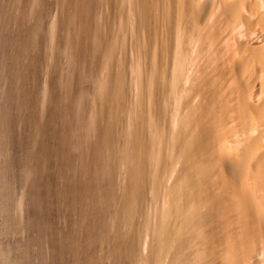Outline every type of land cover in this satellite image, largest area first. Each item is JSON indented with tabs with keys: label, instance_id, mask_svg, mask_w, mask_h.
Instances as JSON below:
<instances>
[{
	"label": "bare ground",
	"instance_id": "obj_1",
	"mask_svg": "<svg viewBox=\"0 0 264 264\" xmlns=\"http://www.w3.org/2000/svg\"><path fill=\"white\" fill-rule=\"evenodd\" d=\"M102 1L90 16L86 0H57L49 28L44 0L28 10V39L37 50L46 34L50 60L72 27L97 37L92 53L103 59L83 68V88L74 69L62 72V99L50 63L40 115L54 112L50 123L63 130L52 134L57 170L43 175L39 94L36 83L24 88L25 13L22 1L0 0V264H53L56 178L69 211L89 219L86 237L100 230L128 264H262L264 0H238V9L231 0ZM77 52L68 60L81 70Z\"/></svg>",
	"mask_w": 264,
	"mask_h": 264
},
{
	"label": "rangeland",
	"instance_id": "obj_2",
	"mask_svg": "<svg viewBox=\"0 0 264 264\" xmlns=\"http://www.w3.org/2000/svg\"><path fill=\"white\" fill-rule=\"evenodd\" d=\"M9 1H14L15 2V0H9ZM20 1H22V3H21V5H23V7L21 6V9L23 10L22 12L23 13H25V18H27V19H25L24 18V22L26 23V24H28L29 26H27L25 23V25H24V30H25V33L24 34H26V35H24L25 36V47H26V53H25V55H24V57H23V63H24V74L28 77V79H30V80H28L27 79V77H25L26 79H25V82L26 81H28V82H26V84H24L25 86H24V88H25V90L26 91H28V88H30V87H32V90H31V88H30V90H31V92L33 91V84H35L36 83V86H37V88H36V86L34 87V88H36L37 89V91L34 89V94H36V93H38V94H36V95H38V96H36V97H39V98H37V99H39L38 100V108H39V111H41V112H39V129H40V136H41V139H40V144L42 145V147L44 146V148L47 150H45L46 151V154L43 152V153H41V155H40V160H39V165H40V171H41V174H45V172H47L46 173V175L49 173L48 172V170H50V173L51 172H55L56 170H57V166H58V163H57V160H55V158L52 156L53 154H54V151H55V148L57 147V138L55 137H52V134L54 133V132H57V129L60 127L61 129L60 130H63V128H62V126H60L59 125V127H58V125H56L55 126V128H54V125H52L50 122H51V120L53 119V115H54V112H53V115H51L50 114V116H49V113L46 115V117L48 118V121H47V118L46 117H43V116H41L40 115V113L42 114V88L41 87H39V86H42L43 87V85H44V83H46V81H45V77L47 76V74H48V70H49V68H50V63H51V65H52V62H54L53 64V68L55 67V70L53 71V73L56 71V70H58V77H57V72L56 73H54V75H53V87H56V88H53V92L54 93H56V95H58V96H60V98L62 99V98H64L63 96H64V92L67 90V87H66V83H67V81H62L61 83H58V82H60L59 81V78L61 77V76H63V74H64V76L66 77L67 75H68V70L71 72L70 73V76L72 75V73L74 74V70H75V72L77 73V75H81L80 77L79 76H77L78 77V79H80L82 82H81V84H79V87L80 86H84L85 85V79L84 78H86L85 76H82L83 75V73H81V72H83V68H85V71H87L88 70V66H89V68H93V65H92V63L94 62V61H96V59L98 60V58H96L97 56H96V54L94 55L93 53L95 52V48H96V45L95 44H97V37L95 36V35H93L92 36V39H91V37H88L87 38V35H85V33H81V35L79 34V28L76 30V28H74V27H72L71 28V31L69 30L68 31V33L66 34L65 32H63L62 31V35H61V39H62V49L63 50H61V51H63L64 53H62V52H60V54H59V56H57V58L59 59H57V58H54V61H53V59L52 60H50L52 57L50 56V54H48L49 53V51H50V49H49V47H50V38L49 37H47L46 36V34H43V40L44 41H42V44H44L43 46H40L39 47V49L37 48V50H36V48H34L35 47V45L33 46L32 45V43L34 44V42L32 41V43L30 42V40L28 39V34H29V32L31 33V31L34 29L33 28V24H35V22L34 23H32L31 21H29L28 19V17H29V14L31 13H28V10H30L31 11V9H33L32 7H33V5H34V0H20ZM30 1V2H29ZM57 0H52L50 3H49V1L48 0H44V6L48 9V12H47V9L45 10V7L42 5V9H43V16L45 17H43V18H41L43 21V23H45L46 22V24H47V22H49V20H51V16L53 15V11H55L54 12V14L56 13V12H59V7L60 6H58V4H57V2H56ZM63 3H64V1L63 0H61ZM93 1V2H92ZM100 2V4H99V2ZM232 2H230L231 3V5L233 6V4H234V7L235 8H239V7H241L240 5L242 4L241 3V0H239L240 1V5L238 4L239 2H238V0H231ZM233 1H235V2H233ZM236 1L238 2V3H236ZM10 2V4H9V6H11L12 7V3ZM14 2H13V4H14ZM96 2L98 3V5L96 4ZM103 1L102 0H86V3L88 4V6H87V8L89 9V11H88V14H86V15H93L94 13L93 12H95V11H99V9H98V7L99 8H104V6L102 5L103 3H102ZM47 3V4H46ZM53 3V4H52ZM102 3V4H101ZM97 5V6H96ZM100 5V6H99ZM102 5V6H101ZM239 5V6H238ZM238 6V7H237ZM234 7H232V8H234ZM25 8V9H24ZM31 8V9H30ZM97 9V10H96ZM27 12H26V11ZM87 11V10H86ZM86 11H85V13H86ZM50 12V13H49ZM99 14V13H98ZM95 15L96 16V18L95 19H97V21H98V23H100L101 24V22H99V20H98V18L97 17H99L100 18V14L99 15ZM51 15V16H50ZM48 18H47V17ZM50 16V17H49ZM50 18V19H49ZM46 19H49V20H47V21H45ZM26 20H28L29 22H31V23H29L28 21L26 22ZM45 21V22H44ZM96 20L95 21H93L92 23V25H94V23L95 22H97ZM112 23V22H111ZM97 23H95V25H96ZM30 25H32V28H30L31 26ZM43 25V24H42ZM45 25V24H44ZM48 25V28H49V24H47ZM93 26V28L95 27H97L98 26V24H97V26ZM110 25H112V24H110ZM46 26V25H45ZM74 26V25H73ZM26 27V28H25ZM35 27V26H34ZM100 27V26H99ZM99 27H97L96 29H94L95 31H93L94 33L97 31V32H100V28ZM29 28V29H28ZM103 28H104V25H103ZM29 30V31H28ZM48 29H46V31H47ZM81 30V29H80ZM45 31V32H46ZM73 31V32H72ZM76 31V32H75ZM103 31V30H102ZM44 32V33H45ZM82 32V31H81ZM70 33H72V34H70ZM75 34V35H74ZM72 36V38H70ZM76 36H84V37H86L85 38V43H87V44H81V43H79L78 42V40H77V38L78 37H76ZM94 36H95V38L96 39H94ZM46 37V38H45ZM76 37V38H75ZM48 38V39H47ZM90 38V39H89ZM69 39H70V42H69ZM72 39H73V41H72ZM75 39V40H74ZM88 39V40H87ZM94 39V40H93ZM92 40V41H91ZM96 40V41H95ZM47 41V42H46ZM48 41H49V43H48ZM72 41V42H71ZM77 41V42H76ZM73 42H76L75 44L73 43ZM88 42H92L91 44H93L92 46H95L94 48L92 47V46H90L89 44H88ZM69 43V44H68ZM95 43V44H94ZM49 44V45H48ZM84 46L83 48H86L87 46H85V45H88V53H87V50L86 49H80L82 46ZM47 45H48V47H47ZM70 45H71V47H70ZM75 45V46H74ZM78 45H79V47H78ZM72 46H74L75 48H76V50H73V49H75L74 47L72 48ZM42 47V48H41ZM44 47H46V48H44ZM78 47V48H77ZM33 48L35 49V51H36V53H37V56H39L40 58H42V60L40 59L38 62H39V64L38 63H35V64H31V60L29 59V56H28V54L30 55V53L31 54H33V52H34V50H33ZM43 48H44V50H47L46 52L43 50ZM48 48V49H47ZM73 50V52H76V51H78L77 52V54H79V52H82L81 53V55H85V56H82V61L81 62H83L82 63V67H81V70H79L78 68V70L74 67V65H73V67H70V66H72V64L70 65L69 64V60H68V58H69V52L70 53H73V52H71L72 50ZM92 48V49H91ZM77 49H80L81 51H79V50H77ZM42 50V51H41ZM86 51V54H84V52ZM30 51V52H29ZM39 51V52H38ZM40 51H41V53H40ZM68 53H67V52ZM84 51V52H83ZM89 51H90V53H89ZM92 51H93V53H92ZM36 53H34V54H36ZM40 53V54H39ZM44 53V54H43ZM66 53V54H65ZM63 54V55H62ZM76 54V53H75ZM46 55H48V56H46ZM36 56V57H37ZM50 56V57H49ZM62 56V57H61ZM91 56H93V57H91ZM35 57V58H36ZM44 57H49V58H45L44 59ZM61 57V58H60ZM85 57V58H84ZM95 57V58H94ZM62 58H64V59H62ZM94 58V59H93ZM49 59V60H48ZM67 59V60H66ZM83 59H84V61H83ZM93 60V61H92ZM99 60H100V62L103 60V59H101L100 57H99ZM99 60H98V62H99ZM49 63H48V62ZM60 61H62V62H60ZM68 61V62H67ZM43 62H46L45 64L43 63ZM58 62V63H57ZM42 63L45 65H42ZM64 63V64H63ZM102 63V62H101ZM41 64V65H40ZM58 64V65H57ZM60 64V65H59ZM39 65V66H38ZM63 65V66H62ZM68 66L69 68L67 69V67L65 68V66ZM86 67H85V66ZM92 65V66H91ZM60 68H59V67ZM42 69H41V68ZM58 69H57V68ZM63 67V68H62ZM40 68V69H39ZM48 68V69H47ZM63 70H65V71H63ZM65 68V69H64ZM87 68V69H86ZM47 71H46V70ZM73 71H72V70ZM43 71V75L41 74L42 72H40V71ZM60 71V72H59ZM80 71V72H79ZM47 72V73H46ZM62 72H63V74H62ZM65 72H66V74H65ZM61 75V76H60ZM29 76H30V78H29ZM56 76V77H55ZM60 76V77H59ZM69 76V77H70ZM73 76V75H72ZM58 78V79H57ZM232 78V77H231ZM32 81V82H31ZM43 81V82H42ZM43 84H42V83ZM66 82V83H65ZM30 83H32V85L30 86ZM38 83V84H37ZM39 83H41V84H39ZM55 83H57V84H55ZM83 83V84H82ZM231 83H232V81H231ZM29 84V85H28ZM63 84H64V86L66 87H63ZM28 85V86H27ZM60 85H62V86H60ZM30 86V87H29ZM83 86H82V88H83ZM39 87V88H38ZM63 87V88H62ZM85 87V86H84ZM27 88V89H26ZM54 89H56L57 90V92H55L56 90H54ZM29 90V91H30ZM40 90H41V92H40ZM62 90H64L63 92H62ZM36 92V93H35ZM61 93H63V95L61 94ZM41 94V95H40ZM43 94H44V90H43ZM40 102V103H39ZM40 104V105H39ZM41 106V107H40ZM73 107H74V105H73ZM76 107V106H75ZM115 108H116V106H115ZM41 109V110H40ZM76 110H77V107L75 108V113H76ZM117 112H118V109H117ZM68 116V115H67ZM118 116L120 117V119H123V116H122V113L119 111L118 112ZM51 119H50V118ZM71 118V117H70ZM50 119V120H49ZM65 119V118H64ZM77 122L79 123L80 121H78L77 120ZM49 123V130H48V126H47V124ZM78 123H76V124H78ZM46 126H47V128H46ZM53 127V128H52ZM56 127H57V129H56ZM50 129H51V131H50ZM56 131H55V130ZM65 130V129H64ZM50 133H49V132ZM63 133H64V131H63ZM46 134H48V135H46ZM55 135V133L53 134V136ZM82 139H83V137H81ZM78 139H80V137H78ZM81 139V141L83 142V140ZM84 142H85V139H84ZM109 142V141H108ZM53 151V152H52ZM48 152V153H47ZM51 155H50V154ZM51 157V158H50ZM53 157V158H52ZM53 160V161H52ZM80 172V171H79ZM53 174V173H52ZM81 174L84 176L85 174L84 173H82L81 172ZM52 179H53V177H51ZM51 179V180H52ZM55 181H61L60 179L59 180H57V178L56 179H54V180H52L51 181V183H53V264H120V261L122 262V264H128V259L126 258V257H124V256H121V257H118L119 256V254L117 255V253H116V251L114 250V245H113V243H110V242H105V241H103L102 240V238H101V236L100 235H98L99 234V232H100V230L97 232V233H95L94 231H92V238L91 239H88L87 237H86V233H87V230H88V227H89V224H88V222H89V219H87L86 221L85 220H83V219H81L80 218V215L79 214H77V213H71L70 211H69V208H68V204H67V198L64 196V192L66 191V184L64 183L63 184V182L61 181V182H55ZM82 181V178L80 179V182ZM263 184L264 183H260V185L258 184V186H260L261 188H262V186H263ZM107 186V185H106ZM259 187V189H261ZM105 188H108V186L107 187H105ZM258 189V187H257V189H256V192L258 193V191L257 190H259ZM260 192H263L264 191V189L262 188L261 190H259ZM256 192H255V196L256 197H258L259 199H262V202L264 203V197H263V195H264V192L263 193H260L261 195H258V194H256ZM263 194V195H262ZM262 196V197H261ZM245 201V200H244ZM244 201H242V202H244ZM261 202V203H262ZM87 203V199H86V196H84L83 197V206L85 207V204ZM260 203V204H261ZM262 203V204H263ZM70 204V203H69ZM261 204V206L262 207H264V205H262ZM242 209H243V211H245V212H247L248 211V213H245V215H250V214H252L253 212H251L250 210H252L253 211V209H250V210H248V208L247 207H242ZM247 209V210H246ZM250 211V212H249ZM256 214V213H255ZM263 214H261V215H250V218H252L253 216L255 217V216H258L259 218H260V216H262ZM249 217V216H248ZM263 217H264V215H263ZM252 229V228H251ZM260 233H262V232H260ZM253 234V236H254V238H255V233H252ZM262 235V237H260V239L259 240H261V242L260 241H257V242H260V243H257V245L259 244L261 247V250L263 249V247H264V234H261ZM100 236V237H99ZM247 236V235H246ZM98 237V238H97ZM248 237H249V235H248ZM247 237V238H248ZM97 238V239H96ZM101 238V239H100ZM99 240V241H98ZM263 241V242H262ZM76 242H80L81 243V247H79V248H77L76 247ZM262 244H263V246H262ZM257 247V249H259V246H256ZM256 249V250H257ZM256 250H254V252L256 251ZM263 251H264V249H263ZM253 252V253H254ZM255 254H257V251L255 252ZM256 262V261H255ZM255 262H253L254 264H258V263H255ZM257 262H259L260 263V261H257ZM250 263V262H249ZM248 262L246 263V264H249ZM264 263V259H263V261H262V264Z\"/></svg>",
	"mask_w": 264,
	"mask_h": 264
}]
</instances>
